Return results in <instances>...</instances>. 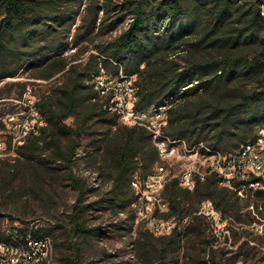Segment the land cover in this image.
Masks as SVG:
<instances>
[{
	"label": "trees",
	"instance_id": "16d2710c",
	"mask_svg": "<svg viewBox=\"0 0 264 264\" xmlns=\"http://www.w3.org/2000/svg\"><path fill=\"white\" fill-rule=\"evenodd\" d=\"M81 2L0 0V78L31 67L40 68L41 77L56 73L66 77L51 95L36 101L45 124L27 135L14 161L0 160V192L10 191L17 179L26 183L28 175L30 188L38 191L41 165L64 173L63 179L77 191L68 226L32 222L14 228L49 235L54 250L71 264L83 262V244L99 232L97 226H87L88 210L95 202H84L86 193L95 189L75 170L81 134L91 136L87 144L91 149L85 155L95 152L92 160L109 182L97 201L112 214L125 212L137 199L132 184L137 179L144 182L164 163L150 132L142 125L122 122L119 112L109 108L111 95L95 87L94 75L102 70L112 76L120 71L133 76L135 109L146 111L165 104L164 132L183 139L188 147L201 142L223 154L233 153L264 126V0H90L77 28L82 32L74 34L73 43H94L96 35L112 24L106 23L111 8L117 15L126 10L130 21L117 36L94 43L96 53L90 52L79 67L73 62L79 52L67 57L63 51ZM100 11L103 16L97 23ZM191 34L195 37L190 41ZM47 39V44L38 45ZM180 45L188 47L184 63L171 56ZM86 79L90 83H84ZM68 116L74 117L73 125L65 122ZM256 193L263 198L262 190ZM158 199L166 206L161 208L157 202L151 218L171 219L174 226L155 235L146 224L136 240L141 253L153 247L164 256L182 245L193 247L197 241L195 252L188 251L183 264H260L264 260V249L255 251V244L247 239L236 249L214 247L210 222L197 212L200 204L211 200L218 210L241 219L240 196L220 185L215 173L204 180L196 178L192 190L170 177ZM6 216L0 211V238ZM255 235L256 243L264 241V233ZM225 253L231 256L224 259Z\"/></svg>",
	"mask_w": 264,
	"mask_h": 264
},
{
	"label": "rangeland",
	"instance_id": "374dc122",
	"mask_svg": "<svg viewBox=\"0 0 264 264\" xmlns=\"http://www.w3.org/2000/svg\"><path fill=\"white\" fill-rule=\"evenodd\" d=\"M89 1L82 0L75 22L71 26L68 35L65 36L68 45L63 51V55L71 57L79 52V55L74 57L73 60L79 67L83 66L90 52L96 53L94 43L110 40L117 36L127 27L130 21V14L126 10L120 11L117 15L116 9L111 8L106 23L112 22V24L107 31L98 33L94 38V43L81 40L75 44L73 43L74 34L82 32L81 29L77 28L82 22V16L86 14L85 6ZM114 1L116 3L122 2V0ZM101 16H103V11H100L97 23L100 21ZM194 37L195 34H191L190 41ZM47 42H49L48 39L42 40L38 45L43 46ZM85 46L88 48L85 51H80ZM184 48L188 47L180 45L175 53L171 55L175 56L180 63H184L188 58L189 52ZM40 71V68H22L14 76L0 78V137L5 138L6 136L5 139L8 140L9 133H12L18 124L30 117L29 104L36 105V101L43 96L51 95L54 89L66 80L63 73H56L51 77H41L38 75ZM87 82L90 83L86 79L84 83ZM27 88H29V92H27ZM65 122L73 125L74 117L68 116ZM95 128L102 129L98 125H95ZM95 136H98V134H94L92 137ZM90 141L91 136L85 133H82L79 137L80 145L77 149L78 160L75 170L78 175L86 178L88 187L95 189L85 195L84 202H95L88 210L87 226H97L98 231L102 233L96 232V235L94 234L89 239V244H83V262L81 264H183V259L186 258L185 254L189 253L188 251L195 252L197 241L192 243L193 247L188 246L186 248L182 245L164 256L157 252L158 248L149 247L148 252L145 254L139 251L138 242L136 243L137 235L144 230L146 224L150 225L148 215L152 212L155 204L159 203V193L155 190V186L150 185L149 179L144 182L137 179L136 183L132 184L137 199L125 212L116 215L100 208L102 205L97 200H99L101 193L109 187V182L105 179V175L100 174L97 161L93 162L92 160V155L95 152L91 153L89 157L85 155V152L91 149L87 146ZM197 149L199 150L198 153L184 154L183 158L179 162L177 161V168L185 170L188 167L196 166L203 157L202 151L199 148ZM38 160L39 158H35V162ZM38 169L39 172H43L40 173L43 179L39 182L41 186H39L38 191L30 188L31 179L28 175L26 183L23 184L22 180L17 179L11 183L10 191L5 189L3 193L0 192V211L7 214L3 222V228L26 225L32 222L44 226L54 223L68 226L69 215L77 191L63 179L64 173L62 171L51 169L46 165H41ZM247 199L242 197L238 203L241 208L239 210L241 224L231 226L232 235L230 240L215 237V248L236 249L239 242L247 239L250 244H255V251L261 252L264 241L256 243V235L251 228L253 220H251L246 206ZM235 220L238 221L237 218ZM71 251L66 249V254H71ZM55 256L58 264H71L62 259L60 251L56 250ZM228 256H231V253H225L224 259ZM203 257L206 258V254Z\"/></svg>",
	"mask_w": 264,
	"mask_h": 264
},
{
	"label": "built area",
	"instance_id": "2783aa9c",
	"mask_svg": "<svg viewBox=\"0 0 264 264\" xmlns=\"http://www.w3.org/2000/svg\"><path fill=\"white\" fill-rule=\"evenodd\" d=\"M93 81L101 93L111 95L109 108L119 112L122 122L142 125L150 132L158 155L164 160L158 171L147 178L158 193L170 177L178 178L181 186L192 190L196 178L204 180L206 176L215 173L220 185L236 190L240 199L250 198L247 209L253 218L251 228L255 234L264 233V196L260 198L256 193L259 189L264 195V126L258 128L253 140L246 141L233 153L223 154L201 142L188 147L183 139H173L164 132L167 124L165 104L146 111L135 109L137 95L133 76L122 71L119 76H112L101 70V73L93 76ZM29 91L27 88V92ZM29 110L30 117L9 133L8 140L5 139L6 136L0 137V160L14 161L18 157V147L23 144L27 135L31 131L37 132L45 124L44 116L36 105L30 103ZM197 148L203 154L198 164L185 170L178 169L177 161L186 153H198ZM158 200L159 206L164 208L166 203ZM197 212L210 222V232L217 238L230 240L231 226L241 224L232 215L218 210L211 200L203 201ZM148 220L149 226L159 234L169 232L174 226L171 219L154 220L150 213ZM3 233L4 237L0 238V264H58L49 235L36 236L29 229L19 231L14 226L3 228ZM262 248L264 249L263 246ZM260 264H264V260Z\"/></svg>",
	"mask_w": 264,
	"mask_h": 264
}]
</instances>
